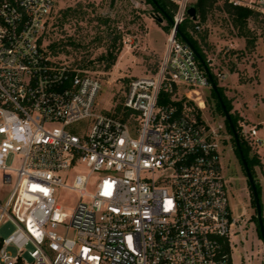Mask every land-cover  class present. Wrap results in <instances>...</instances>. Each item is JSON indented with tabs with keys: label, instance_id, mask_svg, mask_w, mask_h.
<instances>
[{
	"label": "built area",
	"instance_id": "built-area-1",
	"mask_svg": "<svg viewBox=\"0 0 264 264\" xmlns=\"http://www.w3.org/2000/svg\"><path fill=\"white\" fill-rule=\"evenodd\" d=\"M56 1L0 0V223L17 227L0 237V264H232L238 220L221 145L230 134L200 114L211 82L178 36L193 0H170L161 67L130 80L125 120L97 112L101 80L45 45ZM222 1L264 15V0ZM161 91L171 103H159ZM242 134L264 143L257 126ZM60 189L78 195L71 212Z\"/></svg>",
	"mask_w": 264,
	"mask_h": 264
},
{
	"label": "rangeland",
	"instance_id": "rangeland-1",
	"mask_svg": "<svg viewBox=\"0 0 264 264\" xmlns=\"http://www.w3.org/2000/svg\"><path fill=\"white\" fill-rule=\"evenodd\" d=\"M70 7L73 10L65 16L64 11ZM156 16L157 11L146 0H57L51 26L44 41L45 45L58 44L57 56L88 68L101 80L102 88L97 97L96 111L113 114L115 107L124 101L132 78L156 75L161 67L169 31L167 20L159 22ZM201 24L202 28L195 36L207 51L206 54L213 58L214 73L221 74L216 75L218 84L232 101L231 112H239L236 109L238 104L242 110L250 107L249 114L254 118L256 114L263 115L264 107L255 106L254 97L261 101L264 100V94L254 93L251 89L240 91L234 87L237 82L254 84L253 80L258 78L256 48L253 51L246 49L245 38L238 36V29L234 26L232 17L224 10L222 0H217L209 11L207 20ZM249 27L259 35L257 42L264 38L263 15L250 18ZM116 36H119L116 43L117 51L119 49L117 61L111 68L106 69L105 63L99 57L107 53ZM202 36H205L204 40ZM70 39L74 44L69 43ZM261 48L264 51L263 42ZM201 94L206 105L203 111L200 110L201 114L212 124L225 122V116L218 109L211 89L204 88ZM191 103L199 110L194 100ZM240 116L239 126L243 128V124L249 125L241 114ZM226 134H229L227 128ZM229 136L230 139L223 140L221 145L225 182L231 195L234 215L238 220L231 242L232 264H264V241L259 232L253 193L246 170L231 135ZM251 148L252 153H258L256 148ZM8 162L19 166L21 158L10 157ZM261 162L264 165L262 160ZM255 179L262 184L264 216V171L261 166L255 167ZM77 200V193L60 189L59 202L68 212H71ZM16 228L12 221H2L0 237L9 236ZM32 248V245H28L23 252V258L28 261H31L28 251ZM9 251L13 255L17 254V249L13 246L9 247Z\"/></svg>",
	"mask_w": 264,
	"mask_h": 264
},
{
	"label": "trees",
	"instance_id": "trees-1",
	"mask_svg": "<svg viewBox=\"0 0 264 264\" xmlns=\"http://www.w3.org/2000/svg\"><path fill=\"white\" fill-rule=\"evenodd\" d=\"M112 1H114V0H112ZM146 1L148 3H150L153 6V8L157 11V13H159L164 19H166L167 15L171 16L172 18L174 17L177 6H176V4L171 2L170 0H156V2H154L153 0H146ZM216 2H217V0H196L194 2V4L196 5L197 16H198L199 21L205 22L207 20L208 13L214 7ZM223 7H224V10L232 17V22H233L234 26L237 27V29H238V36L245 38L246 49L253 51L256 48L257 40L260 37H259V35L254 33V31H252L251 28L249 27V19L252 17L258 16L261 13L257 10H254V9H251V8H248L245 6H235L231 3H228L227 1H223ZM72 10L73 9L71 7L67 8V10L64 11V15L67 16L68 13ZM261 15H263V14H261ZM105 21H107V20H105ZM167 23H168L167 28L169 31L172 24L168 20H167ZM193 27H194V21L191 18L187 17L184 20V22L179 25L178 36L181 38L179 31H181L185 36H187L188 39L196 47V49L201 53L202 57L206 60V54L204 53L203 48L201 47L199 39L194 37L190 32V30ZM118 39H119V36L114 37L110 43V46H109L107 53H104L99 57V60L105 63L106 69L111 68L117 61V52L119 51V49L117 51L116 43H117ZM202 39L204 40L205 36H202ZM69 43L74 44V41L72 39H70ZM49 46L52 49H56L58 47V44L52 43ZM198 61H199V59H198ZM199 64L203 68L200 61H199ZM213 77H214V81L218 84V80H217V77L215 74H213ZM210 89H211L212 95L217 100L218 109L225 116V113L223 111V108H222V105H221V102L218 98L217 93L215 92V90L213 88H210ZM218 89H219V93L222 96L224 103L226 104L228 111L231 113L232 122L234 123V125L238 131V134H239L240 148L242 149L243 154H244L245 158L247 159L248 165H249V167H250V169H251V171L255 177V167L261 166L262 170L264 171V165L261 162L259 154L257 152L252 153V148H251L249 142L244 138V136L242 134V127L239 126V124H238L240 119H241L239 112H237V111L231 112L233 109V104H232L231 99H229L226 96V94L224 92V88L222 86H220L219 84H218ZM159 103L160 104L171 103L170 94L168 92L161 91L160 95H159ZM177 104H179V103H177ZM180 105L181 104H179V106ZM109 114H111V113H109ZM113 114L115 116L121 117L124 120L127 119L128 110H124L123 102L118 104L115 107V112ZM225 124H226V128L229 131V134L231 135V140L233 141L236 152H237V154L241 160L240 149L237 146L235 138L233 137V132H232V129H231L230 124H229L227 119H225ZM241 162H242V160H241ZM256 186H257L258 195L260 197V203L262 205V202H261L262 186L259 182H256ZM250 187H251V185H250ZM251 190H252V188H251ZM253 197H254V203L256 206V200H255L254 194H253ZM257 221H258V217H257ZM263 221H264V216H263ZM259 232H260V230H259Z\"/></svg>",
	"mask_w": 264,
	"mask_h": 264
},
{
	"label": "water",
	"instance_id": "water-1",
	"mask_svg": "<svg viewBox=\"0 0 264 264\" xmlns=\"http://www.w3.org/2000/svg\"><path fill=\"white\" fill-rule=\"evenodd\" d=\"M154 2H156V0H153ZM187 14L188 16L192 19V20H197V9H196V5L194 3L190 4V6L187 9ZM157 20L159 22H162L164 20V18L157 13ZM166 20H168L171 24H174V20L171 16H166ZM181 38L191 47V49L194 51L196 57L199 59L200 63L202 64L204 70L206 71L208 78L211 82V88H213L215 90V92L218 95V98L221 102L223 111L225 113V119L228 120L230 127L232 129L233 132V137L236 140L237 146L240 149V155H241V160H242V164L246 170L247 173V177L249 180V183L251 185L252 188V192L255 195V200H256V210H257V217H258V223H259V230H260V234L262 237V240L264 241V221H263V210H262V205L260 203V197L258 195V191H257V186H256V180L255 177L248 165L247 159L245 158L242 149L240 148V139H239V134L238 131L234 125V123L232 122V117H231V113L228 111L226 104L224 103L222 96L219 93V89H218V84L214 81V77L212 72L210 71L205 59L202 57L201 53L196 49V47L193 45V43L188 39L187 36H185L181 31H179Z\"/></svg>",
	"mask_w": 264,
	"mask_h": 264
},
{
	"label": "crops",
	"instance_id": "crops-1",
	"mask_svg": "<svg viewBox=\"0 0 264 264\" xmlns=\"http://www.w3.org/2000/svg\"><path fill=\"white\" fill-rule=\"evenodd\" d=\"M264 43V38L259 40L256 45V54L258 55V65H257V75L258 78L253 80L254 84L251 85H245V84H240L237 82H233L235 85L234 87L238 88V90L243 91L245 89L247 90H252L254 93L258 94H264V51L261 48V43ZM234 75V74H233ZM235 76V75H234ZM246 87V88H245ZM255 98V106L262 105L264 107V100L259 101L258 99ZM236 109L239 110L240 114L244 117L245 121L249 123L250 126H257L258 128V136L263 140L264 142V114H256V118L254 116L252 117L251 114H249V109L244 108L243 110L240 108V106H236ZM258 153L260 154V159L264 162V143L257 148ZM262 186V184H261Z\"/></svg>",
	"mask_w": 264,
	"mask_h": 264
},
{
	"label": "bare ground",
	"instance_id": "bare-ground-1",
	"mask_svg": "<svg viewBox=\"0 0 264 264\" xmlns=\"http://www.w3.org/2000/svg\"><path fill=\"white\" fill-rule=\"evenodd\" d=\"M200 104H201V106H204V103H203V101H201V100H200Z\"/></svg>",
	"mask_w": 264,
	"mask_h": 264
}]
</instances>
